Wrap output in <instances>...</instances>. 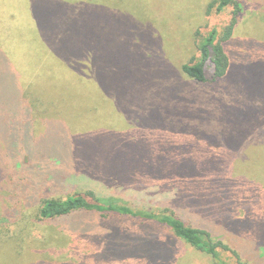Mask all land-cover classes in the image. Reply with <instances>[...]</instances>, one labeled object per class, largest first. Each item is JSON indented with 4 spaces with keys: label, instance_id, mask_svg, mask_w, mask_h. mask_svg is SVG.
<instances>
[{
    "label": "rangeland",
    "instance_id": "1",
    "mask_svg": "<svg viewBox=\"0 0 264 264\" xmlns=\"http://www.w3.org/2000/svg\"><path fill=\"white\" fill-rule=\"evenodd\" d=\"M215 1L0 0V264H215L160 226L39 216L84 190L169 209L239 257L220 260L264 264V0H234L228 71L196 83L182 66L230 19Z\"/></svg>",
    "mask_w": 264,
    "mask_h": 264
},
{
    "label": "trees",
    "instance_id": "2",
    "mask_svg": "<svg viewBox=\"0 0 264 264\" xmlns=\"http://www.w3.org/2000/svg\"><path fill=\"white\" fill-rule=\"evenodd\" d=\"M215 6L218 12H221L224 8H230V19L221 32L218 33L217 31H212L206 38H204L203 42H199L197 47L199 55L198 59H193L189 63L182 66L183 74L196 83L207 82L208 76L212 79V81L222 78L225 76L229 68V59L224 51L223 43L228 41L233 34V30L237 24V17L239 15L240 8L234 0H219L210 3L207 11L210 12V10H212ZM73 62L74 61H72V63ZM78 67L80 66L78 65ZM75 71H79V69H75ZM208 71L211 72L210 75L207 74ZM82 83L84 86L86 82L83 81ZM70 90L73 91L72 88ZM76 94L78 93L76 92ZM100 108L101 106H95L93 108V113H96L100 110ZM92 130L93 134H95L94 129ZM67 142L73 147V143H70L67 140L62 142V144L67 147ZM67 152L68 158L70 159V150L67 149ZM90 161H94L98 165H94ZM100 163L101 161L95 159H88L83 162L82 160L78 161V159L75 158L73 164L76 168L81 169L84 172L97 173L98 175L100 174V169L104 168L107 172L109 171L108 174L110 176L108 175L107 178H115L120 182L118 177L112 175L113 170L117 168H115L111 162H109V164L107 163L108 166L106 167H101ZM117 164V167H119L120 163ZM144 165L145 162H135V167L138 169H141ZM152 169L156 172L150 174L158 175V170L155 168ZM85 175L88 176L89 174ZM169 184L173 186L175 185V182L171 180ZM39 207V216L51 220L66 218L77 214H98L105 219L116 218L131 220L139 223L142 227L149 225L151 227L158 228V226H160L168 229L175 238L180 239L189 247L209 255L215 260V264H229L219 259L221 251L229 252L237 261H239L238 254L234 250H231L228 245L219 240L215 241L212 235L204 229L187 225L177 213L169 209L159 211H155L154 209H138L128 205L116 203L113 200L103 201L96 198L94 192L89 190L74 192L72 195L70 194L66 196L63 200L45 199L41 202ZM139 245L141 247L143 246L140 243ZM130 250L140 252L136 249Z\"/></svg>",
    "mask_w": 264,
    "mask_h": 264
}]
</instances>
